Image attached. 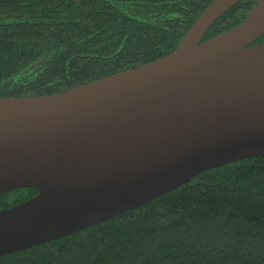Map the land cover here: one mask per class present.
Masks as SVG:
<instances>
[{"label":"water","instance_id":"water-1","mask_svg":"<svg viewBox=\"0 0 264 264\" xmlns=\"http://www.w3.org/2000/svg\"><path fill=\"white\" fill-rule=\"evenodd\" d=\"M212 0L176 48L65 91L0 97V256L137 208L236 160L264 156V0L201 41L232 5Z\"/></svg>","mask_w":264,"mask_h":264},{"label":"trees","instance_id":"trees-1","mask_svg":"<svg viewBox=\"0 0 264 264\" xmlns=\"http://www.w3.org/2000/svg\"><path fill=\"white\" fill-rule=\"evenodd\" d=\"M211 1L0 0V97L50 95L161 58ZM254 4L232 5L201 41L238 25ZM34 193H1L0 210ZM0 264H264V156L205 170Z\"/></svg>","mask_w":264,"mask_h":264}]
</instances>
